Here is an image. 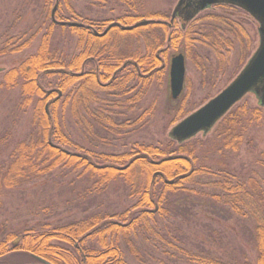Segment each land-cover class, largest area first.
<instances>
[{
	"label": "trees",
	"instance_id": "trees-1",
	"mask_svg": "<svg viewBox=\"0 0 264 264\" xmlns=\"http://www.w3.org/2000/svg\"><path fill=\"white\" fill-rule=\"evenodd\" d=\"M122 1L135 8V0ZM55 6L57 19L79 22L82 26L53 22ZM45 8L47 11L49 8L48 20L46 30L38 35L42 36L37 51L18 66L7 70L0 67V94L18 89L16 100L7 106L9 113H5L0 124V199L9 191L32 183L61 184L60 180L67 177L71 180L64 191L74 193L63 202L74 204L73 208L85 201H95V196L104 193L120 177L129 185L128 195L134 199L130 206L116 213L92 212L83 206L82 217L52 221L47 216L35 225L20 228L13 227L3 212L0 264H21L7 263L12 255L30 264H37V258L52 264H132L130 259L146 264L152 257L151 249L161 253L173 251L185 264H264V179L237 176L225 162L227 152H235L243 142L246 122H249L246 104L237 105L217 123L215 136L211 138L212 152L219 157L217 168L204 164L197 145L204 146L205 140L196 137L181 144L174 140L163 146L135 144L132 151L108 153L82 146L70 130L76 127L88 137L110 144L101 130L122 135L145 127L154 117L153 105L131 117L121 115L137 107L153 81L161 80L170 55L182 37L190 41L193 34H209L194 23L206 18L215 30V37L226 38L223 27L235 29L237 34L241 32L239 22L209 13L188 23L185 32L175 18L171 29L166 23L151 21L130 30L114 25L105 35L98 36L94 31H105L112 20L82 18L71 0H45ZM64 9L70 17H63ZM139 17L168 19L167 14L159 13L125 14L117 22L130 26L139 22ZM57 28L77 36L76 54L64 55L54 45ZM39 31L29 37L27 33L8 35L0 46V56L26 49ZM141 43L145 46L144 54L138 48ZM134 44H138V49L134 50ZM230 48L231 44L217 43L216 51ZM137 83L141 86L138 91ZM100 93L108 97L102 98ZM29 109H32L30 128L19 136V126ZM252 111L258 121L259 110ZM182 112V109L178 112L176 120L185 114ZM207 158L208 155L206 161ZM260 164L264 168V161ZM157 171L160 173L155 175ZM204 175L206 178H202ZM78 182L83 183L81 189ZM41 210L45 212L47 207ZM199 212L203 215L200 220H206L204 229L213 238L210 241L218 243L220 247H216L222 251L223 238L231 235L227 230L234 229V225L226 228L224 222L253 223L250 229L246 223L242 225V235L252 236L251 243L257 252L255 259L251 260L240 246L235 249L242 253V260L235 253L227 259L200 245L191 246L185 240L189 232L184 225L198 218Z\"/></svg>",
	"mask_w": 264,
	"mask_h": 264
},
{
	"label": "rangeland",
	"instance_id": "rangeland-1",
	"mask_svg": "<svg viewBox=\"0 0 264 264\" xmlns=\"http://www.w3.org/2000/svg\"><path fill=\"white\" fill-rule=\"evenodd\" d=\"M71 2L73 8L80 17L92 20L101 18L112 20L110 24L114 23L113 21L117 22V19L125 14H138L141 16L147 13L167 14L168 19H146H152L156 23H166L171 29L174 23L171 19L178 0H135V8H132L128 3L122 0H71ZM48 11L47 8H45V0H0V46L8 35H25V33H27L26 37H29L31 33L41 29L35 40H33L31 45L26 49L10 55L0 56V67H5L7 70L18 66L25 57L37 51L41 43L40 37L42 36L38 35L46 30L45 23L46 20H48ZM205 13H211L215 16L227 15V17L232 18V20H237L239 22L237 26H241H239L238 30H241V32H237L236 34L235 29L232 28L231 30L227 26H224L223 33L226 35L224 36L226 38L215 37L213 34L215 30L211 28V22L209 20L207 21L205 18L202 19L204 21L201 19H199L201 21H196L194 24L196 25V23H198L203 33L206 32L209 34H206V36L200 35L201 33H197L198 35L193 34L190 41H186L185 36L182 37L178 48L174 51L172 49L173 52L170 55L169 64L165 73L161 80L160 78L158 79L160 82L153 81L139 105L133 110H129L128 114L121 115L123 118L131 117L137 115L139 111H142L147 106L153 105L154 117L150 122L139 130H134V132L129 130L122 135H114L112 132L109 133L104 129L101 130V133L106 137L107 142L108 140L110 141V144H102V142L94 137L85 135L83 130H78L76 127L75 129L72 128L70 124V130L74 138L82 146L90 149L94 148V150L98 152L119 153L132 151V147H135V144L163 146L171 140L178 143L177 140L173 139L169 134L173 126L190 113L200 108L231 83L248 63L260 44L258 32L259 24L252 16L243 10L219 6ZM205 13H202L200 17ZM63 14L64 18L71 16L66 9H64ZM178 18L179 17L176 18L178 27L181 28L182 20L181 17ZM143 19L145 18L139 17L138 21H142ZM120 26L126 25L120 23ZM234 30L235 34L233 33ZM185 31L184 29L183 32ZM94 32L98 31L95 30ZM77 40V36L71 35L67 29L62 30L57 28L53 43L60 48V52L64 55H74L78 52ZM222 42L226 43V46L231 44L229 51H216L217 43ZM137 45L138 44H134V50L140 48L142 54H144L145 46L143 43H141L138 48H136ZM165 47L167 48L168 46L166 45ZM180 53L185 56L186 73L183 90L181 94L174 99L171 94L170 66L173 56ZM1 74L2 73H0V76ZM136 86V91L141 89L139 83H137ZM17 95L18 89L16 91L0 94V124L5 113H9V110L6 112L7 106L12 105ZM100 95L102 98L108 97L105 93H100ZM260 102V99L257 98L254 93H248L232 107L233 109L237 105L241 106L246 104L249 109L246 119L249 120V122H246L247 129L244 131L243 142L235 152L228 151L226 155L225 162L229 164L228 169L237 176H259L264 179V168L260 164V162L264 161V105L261 106ZM181 109L183 110L182 113L185 114L176 120V116ZM257 109L260 112V119L258 121L255 120L256 117L252 111ZM31 110L32 109H29L27 117L22 119L21 125L19 126V136L25 135L30 128ZM216 126L217 124L208 133H199L195 136L196 138L205 140L204 146L201 144L197 145V153L203 155L202 159L207 167L212 165L215 168L219 166V164L217 167L215 165L219 163V157L212 152L214 142H211V138L215 136ZM93 141H97L96 146L93 145ZM206 155H208L207 161ZM158 172L159 171H157L155 175L160 173ZM204 176L205 177L202 178H206V175ZM70 180L71 178L67 177L60 180V182H62L61 184L56 183L53 185L52 183H48L47 185L45 181L37 184L32 183L17 191H9L7 196L4 198L1 197L0 199L3 201V205L2 203L0 204V219H2V213L4 212L7 221L10 222L13 227L20 228L23 225L28 227L30 225H35L38 221L46 219L47 216H51L50 219L52 221H68L70 219L82 217L84 215L82 212L83 206H87L92 212L101 211L116 213L130 206L134 199V197L128 195L130 190L129 185L120 177L113 180L104 193L97 197L95 196V201H91V203L85 201L82 202V205L78 208H73L72 206H75L74 204L71 205L63 202L66 197L73 196L74 193L65 192V189H67L66 183L70 182ZM82 184L83 183L78 182L77 186L79 189L82 188ZM55 205L58 207L55 208ZM42 207H47V211L44 212L41 210ZM198 207L199 209L202 208L201 206ZM201 213L202 212H199V214H197L199 215L198 218H192V222L185 223L184 225L189 232L185 240L190 244L192 243L191 246L195 245L196 247L200 245V247H205L207 251L210 250L213 254L224 256L227 259L232 256V253H235L236 256L240 257L242 260V253L235 249L240 246L242 247L241 251L246 252L252 258L251 260L255 259L257 252L253 243H251L252 236L242 235V233H244L242 231L244 229L242 225L246 223L248 225H246L247 229H250L253 223L249 221L242 223L238 222L239 224L236 221L224 222L226 228L234 225V229L229 228V230H227L231 235L229 238L226 236L223 238L224 243L221 245H223L224 251H222L221 248L219 249L216 247L219 246L218 243L210 241L213 238L210 237L209 232H206V229H204L203 223H205L206 220H200L201 216H203ZM213 226L217 225L213 224ZM227 232L225 230V233ZM206 241H210L211 245L206 243ZM228 241L233 242V244L228 243ZM191 249L193 248L191 247ZM149 253L152 257L147 259L146 264L186 263L184 260L180 261L173 251H170V253H161L151 249ZM129 261L132 264H143L135 259H130ZM10 262L30 264L28 260L22 259L17 255L10 256L7 259V263Z\"/></svg>",
	"mask_w": 264,
	"mask_h": 264
},
{
	"label": "water",
	"instance_id": "water-1",
	"mask_svg": "<svg viewBox=\"0 0 264 264\" xmlns=\"http://www.w3.org/2000/svg\"><path fill=\"white\" fill-rule=\"evenodd\" d=\"M226 2L240 6L258 21V32L260 44L240 73L229 83L221 92L203 104L200 108L190 113L179 121L170 131V136L183 143L195 137L199 133H208L221 120L231 108L242 100L248 93H254L264 105V0H179L173 12L172 21L179 16L187 23L199 11L209 5ZM57 6L53 8L52 20L59 25L82 26V23L73 21H60L55 16ZM155 22L152 19H144L134 25L121 26L125 30L133 29L139 25ZM120 23L110 24L102 33L95 32L96 35L103 36L114 26ZM186 73V63L184 54L180 53L173 56L170 66L171 94L176 99L184 87ZM168 158H173L172 156ZM155 162V161H154ZM156 161L155 163H158ZM125 166L121 167L124 168ZM173 183L174 180H167ZM37 264H52L51 262L37 258Z\"/></svg>",
	"mask_w": 264,
	"mask_h": 264
},
{
	"label": "flooded vegetation",
	"instance_id": "flooded-vegetation-1",
	"mask_svg": "<svg viewBox=\"0 0 264 264\" xmlns=\"http://www.w3.org/2000/svg\"><path fill=\"white\" fill-rule=\"evenodd\" d=\"M178 2H179V0H178ZM177 2V3H178ZM177 5V4H176ZM219 6H223V7H227V8H237V9H240V10H243L244 12H246V13H248L245 9H243L242 7H240V6H236V5H232V4H230V3H226V2H218V3H215V4H212V5H209L208 7H206L205 9H203V10H201V11H199L192 19H190V21L189 22H185L184 20H183V17L182 16H179L178 14V12H177V14H176V17L175 18H177V17H181V20H182V23H181V28L182 29H186L187 28V25H188V23H190V22H192L193 20H196L197 18H199L200 17V15L202 14V13H205L206 11H208V10H211L212 8H218ZM176 7V6H175ZM174 10H175V8H174ZM249 15H250V13H248ZM204 15H206V13L204 14ZM224 16H227V15H224ZM229 16H231V15H229ZM251 16V15H250ZM253 17V16H252ZM175 18L173 19V21L175 20ZM178 18V19H179ZM254 18V17H253ZM254 20H255V18H254ZM257 21V20H256ZM258 22V21H257ZM259 24V23H258ZM259 27V26H258ZM126 66V64H124L122 67H120L119 68V70L120 69H122L123 67H125ZM119 70H117L116 72H115V74H114V76H113V78L116 76V74L118 73V71ZM127 83V82H126ZM105 84V83H104Z\"/></svg>",
	"mask_w": 264,
	"mask_h": 264
}]
</instances>
